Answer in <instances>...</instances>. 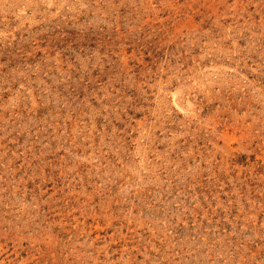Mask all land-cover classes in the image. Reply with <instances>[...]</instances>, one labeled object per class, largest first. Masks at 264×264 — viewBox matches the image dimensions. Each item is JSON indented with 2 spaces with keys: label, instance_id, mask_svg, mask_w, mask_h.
I'll return each instance as SVG.
<instances>
[{
  "label": "rangeland",
  "instance_id": "374dc122",
  "mask_svg": "<svg viewBox=\"0 0 264 264\" xmlns=\"http://www.w3.org/2000/svg\"><path fill=\"white\" fill-rule=\"evenodd\" d=\"M0 264H264V0H0Z\"/></svg>",
  "mask_w": 264,
  "mask_h": 264
}]
</instances>
